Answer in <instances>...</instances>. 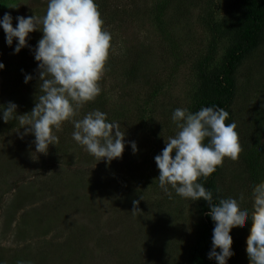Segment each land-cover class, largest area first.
<instances>
[{
	"label": "rangeland",
	"instance_id": "1",
	"mask_svg": "<svg viewBox=\"0 0 264 264\" xmlns=\"http://www.w3.org/2000/svg\"><path fill=\"white\" fill-rule=\"evenodd\" d=\"M100 1L105 3L111 48L99 84L107 96L110 115L115 114L112 120L125 133L122 156L109 163L79 164L73 152H55L52 145L47 154H36L34 136L19 138L23 128L1 133L0 203L5 205L0 208V257L24 258L31 264H190L191 245L199 232L196 201L181 198L171 188V198L163 192L156 179L159 170L154 157L168 137L179 131L171 120L173 109L190 108L197 85L196 60L210 38L202 22L205 8L196 9L185 21L193 44L186 46L177 63V56L152 20L156 0ZM227 2L216 0L212 6L215 21L229 17ZM46 9L47 0H0V17L5 12L43 17ZM5 44L0 28V52ZM228 46L229 39L223 38L214 64H221ZM137 62V77L130 80L127 73ZM10 76L8 71L0 76V102L7 97L4 83ZM85 104L75 118L92 111ZM67 127L73 129L65 121L55 134ZM130 141L137 145L135 153L127 143ZM65 160L70 164L63 163ZM226 161V167L238 168L237 160ZM44 185L47 189L39 191ZM234 185L244 198L240 206L245 207L251 200L250 190ZM22 189H32L33 204L26 203L10 223L6 203ZM133 200L140 210L135 214L131 212ZM45 205H51L52 210L48 212ZM19 225L23 233L17 231V236L14 230ZM233 235L240 238L242 232ZM19 243L30 244L15 253ZM241 255L239 251L229 264H243Z\"/></svg>",
	"mask_w": 264,
	"mask_h": 264
},
{
	"label": "clouds",
	"instance_id": "2",
	"mask_svg": "<svg viewBox=\"0 0 264 264\" xmlns=\"http://www.w3.org/2000/svg\"><path fill=\"white\" fill-rule=\"evenodd\" d=\"M13 17L5 12L0 17V28L5 33L8 46L16 40L13 53L28 46L29 33L39 30L41 38L34 50V60L39 70V92L29 113L17 114L14 102L0 104V120H16L23 132L19 138L34 136L35 153L47 154L49 145L59 142L55 134L65 121L73 126L72 139L90 155L110 162L122 156L125 133L116 121H109L107 114L93 109L82 118L81 107L93 101L100 93L101 80L111 48V34L104 28V21L95 0H47L43 17ZM4 64L0 62V70ZM24 76V82L31 80ZM228 113L218 106L201 107L196 112L175 108L171 120L179 129L168 137L164 148L154 157L158 186L171 198L172 193L192 201L203 199L210 211L207 215L214 222L209 259L216 264H226L231 252L230 231L234 226L243 227L250 222L246 237V254L249 264H264V180L251 189L252 207H242L239 198H218L213 203V193L206 190L198 178H207L224 158L238 159L241 151L234 122L225 123ZM17 130V131H18ZM207 138V143L205 139ZM130 144L137 151L134 141ZM142 199V198H141ZM133 200V212H139ZM218 249V251H217ZM17 264H31L18 260Z\"/></svg>",
	"mask_w": 264,
	"mask_h": 264
},
{
	"label": "trees",
	"instance_id": "3",
	"mask_svg": "<svg viewBox=\"0 0 264 264\" xmlns=\"http://www.w3.org/2000/svg\"><path fill=\"white\" fill-rule=\"evenodd\" d=\"M95 3L104 21V28L107 30L108 17L104 9L105 3L100 0H95ZM215 3L216 0H156L152 20L163 38L169 43L173 50L172 53L177 56V63H180V57L183 58L186 46L192 47L193 44L190 27H185V21H188L196 9L205 8L202 22L208 29L210 38L204 48V53L196 60L194 68L197 74V85L189 110L196 112L201 107L210 106L223 108L228 113L225 123L234 122L236 125L235 131L238 133L241 151L236 159L238 168L226 167V160L229 158L225 157L222 164L217 166L212 174L207 178H198L197 182L202 183L206 190L212 191L213 203H218V198L232 196L239 198V204H244V198L238 193L239 189L234 183L241 186V189L247 186L251 197L253 185L264 180V0H228L229 17L221 21H215V9L212 7ZM9 14L13 17L12 24L15 27V17L20 15L16 12ZM183 27H185L184 31L179 32V28ZM39 32L35 30L29 33L26 38L28 46L21 48L19 53H13L16 45L15 39L11 46L5 44L4 51L0 52V62L4 64V68L0 70V76L6 71L11 72V76L4 83V87L7 88V97L0 103L6 105L9 101L14 102L17 105L18 115L29 113L34 107L36 97L41 94L38 62L34 60L35 46L42 36ZM223 38L229 39V46L221 64L216 65L214 62L218 54V46ZM138 68H140L139 62L128 71L127 75L130 80L136 79ZM26 74L32 77L28 83L24 82ZM100 87L101 93L85 105L88 108L91 107L92 110L98 109L106 113V118L113 121L115 114L110 115L106 106L107 96L103 86ZM144 110L146 108H143V112ZM19 127L16 120L9 122L0 120V134L8 128L18 129ZM72 131L71 127L62 130L57 136L59 142L56 146L52 145L54 151L58 149V152L64 151L66 154L73 152L79 164L84 162L95 164L97 158L90 155L76 142L74 146ZM204 142L207 143V138ZM101 161L100 163L106 162L103 159ZM63 163L69 165L70 161L65 160ZM11 165L15 166L14 163ZM228 172H231L229 183L226 179ZM43 189H47V186L39 187L38 190L43 191ZM33 196L32 189H22L12 195L6 203L10 223L20 209L26 208L24 206L26 203L33 204ZM196 204L199 211V232L197 239L191 245L189 262L190 264H216L215 259L208 258L214 227V222L207 215L210 208L203 199L197 200ZM3 205L5 203H0V208H3ZM44 207L48 212L52 210L51 205ZM251 207L252 200L245 208L251 211ZM37 210L43 212L41 209ZM39 218L43 221V215ZM249 228L250 222L246 221L243 227L234 226L231 229L229 234L232 238V245L231 252L226 258V264H229L230 259L236 257L239 251L242 254L243 264H249L245 251ZM17 231L23 233L20 225L14 230L18 236ZM235 231L242 232V236L234 237ZM29 244H20L14 248V252L16 253ZM18 259L23 260L24 258ZM16 261V259L5 260L0 257V264H17Z\"/></svg>",
	"mask_w": 264,
	"mask_h": 264
}]
</instances>
